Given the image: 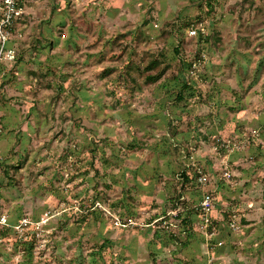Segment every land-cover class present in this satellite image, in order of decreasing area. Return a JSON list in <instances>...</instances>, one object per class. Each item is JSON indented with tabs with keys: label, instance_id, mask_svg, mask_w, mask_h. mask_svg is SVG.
<instances>
[{
	"label": "rangeland",
	"instance_id": "obj_1",
	"mask_svg": "<svg viewBox=\"0 0 264 264\" xmlns=\"http://www.w3.org/2000/svg\"><path fill=\"white\" fill-rule=\"evenodd\" d=\"M21 1L22 61L0 75V264H264V0ZM151 55L170 65L156 84L128 70ZM181 212L188 244L161 249Z\"/></svg>",
	"mask_w": 264,
	"mask_h": 264
},
{
	"label": "trees",
	"instance_id": "obj_2",
	"mask_svg": "<svg viewBox=\"0 0 264 264\" xmlns=\"http://www.w3.org/2000/svg\"><path fill=\"white\" fill-rule=\"evenodd\" d=\"M20 6L23 7V4H22L21 0H20ZM192 24L193 23H190L188 25L189 28H190V26ZM199 35L200 36L202 35L201 32H200ZM203 38L207 39V36L206 35H202V37H200V39H203ZM175 52L177 54H179L178 48L175 49ZM20 58H18V52H17V57H16L15 61L10 63V64L13 65L17 61L21 62L22 59H20ZM193 63L194 62H192L190 64H186L185 63L186 67L188 68V71H189V69H192V66H194ZM7 64L8 63H2L0 65V74L3 72V70L5 71V66ZM163 64H164V61H161L159 59L153 58V55H151L150 61L148 62V64L144 68L141 69L140 65H130L128 67V70H130V71L131 70H135V71L141 72L142 76L144 77V82L145 83H147V84H156L157 82H159L164 77L165 73L170 68L169 64H166L165 66H163ZM111 72H112V70H110V69L107 70V73H111ZM176 79L179 80L178 77ZM193 88H194L193 85H189V82L185 81L184 79L182 81H180V80L177 81L172 86V89L177 91L176 99L179 102L182 101V100H188L189 96H193V94H194L193 93L194 92ZM0 130L2 131L1 121H0ZM181 174H182L183 179H185V181H187V182L191 181L192 178H193L192 173L186 172L185 170H183ZM197 177H198V172L194 174V178H197ZM182 217H183V219H182ZM175 218L181 219V221H182V223L184 225V227H183L184 229L182 230V232L185 233L186 236H183L182 232L180 234H176V233H174V231L171 232V230L169 231L170 233L167 232V235L160 233V231H156L154 233L153 238H154V240L156 242L160 243V248L161 249H168L169 250V248L171 246H179V245L180 246L181 245L186 246L188 244L186 242L187 239L185 240V238H187V236H188L187 235V230H189V228H190V230H193V224L195 223V220L192 219L187 214H183L182 212L178 213ZM12 227H13V222L12 221H8V226L0 228V233H5L6 231L11 230ZM25 243H26V241H24L23 244H25ZM32 247L33 246L31 245V247H29L28 250L29 251L32 250ZM158 255L159 254L157 252H152L151 257H152V260H153L154 264L157 262L156 259H157ZM184 264H193V263L185 261Z\"/></svg>",
	"mask_w": 264,
	"mask_h": 264
},
{
	"label": "built area",
	"instance_id": "obj_3",
	"mask_svg": "<svg viewBox=\"0 0 264 264\" xmlns=\"http://www.w3.org/2000/svg\"><path fill=\"white\" fill-rule=\"evenodd\" d=\"M24 13L23 7L20 6V0H0V65L2 63L10 64L17 57V50L12 45L13 27L23 17ZM203 30L200 24L199 27L196 25L191 26L188 32L190 36H194L198 31L202 32ZM197 181L200 185H205L207 175L201 171L198 172ZM197 207L203 217L209 216L214 207L211 194H204ZM208 222L207 218L206 223ZM5 226H8V219L4 214H0V228ZM232 227H234L233 224Z\"/></svg>",
	"mask_w": 264,
	"mask_h": 264
}]
</instances>
